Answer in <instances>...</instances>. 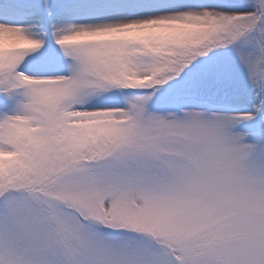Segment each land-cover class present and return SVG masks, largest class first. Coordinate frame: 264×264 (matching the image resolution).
Instances as JSON below:
<instances>
[{
    "label": "snow or ice",
    "instance_id": "obj_1",
    "mask_svg": "<svg viewBox=\"0 0 264 264\" xmlns=\"http://www.w3.org/2000/svg\"><path fill=\"white\" fill-rule=\"evenodd\" d=\"M0 264H264V0H0Z\"/></svg>",
    "mask_w": 264,
    "mask_h": 264
}]
</instances>
